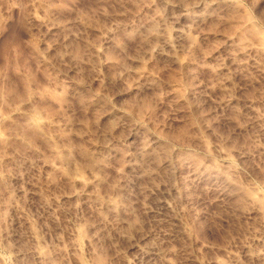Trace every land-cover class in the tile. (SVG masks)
Returning a JSON list of instances; mask_svg holds the SVG:
<instances>
[{
    "label": "rangeland",
    "instance_id": "obj_1",
    "mask_svg": "<svg viewBox=\"0 0 264 264\" xmlns=\"http://www.w3.org/2000/svg\"><path fill=\"white\" fill-rule=\"evenodd\" d=\"M0 264H264V0H0Z\"/></svg>",
    "mask_w": 264,
    "mask_h": 264
}]
</instances>
